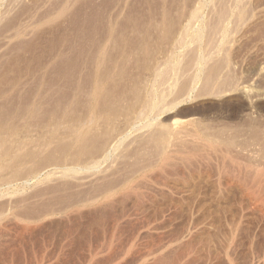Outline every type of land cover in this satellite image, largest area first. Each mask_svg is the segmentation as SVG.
<instances>
[{
	"label": "rangeland",
	"instance_id": "374dc122",
	"mask_svg": "<svg viewBox=\"0 0 264 264\" xmlns=\"http://www.w3.org/2000/svg\"><path fill=\"white\" fill-rule=\"evenodd\" d=\"M0 264H264V0H0Z\"/></svg>",
	"mask_w": 264,
	"mask_h": 264
}]
</instances>
